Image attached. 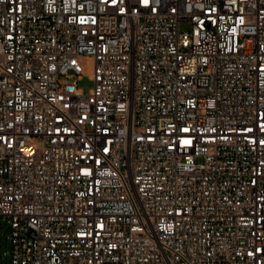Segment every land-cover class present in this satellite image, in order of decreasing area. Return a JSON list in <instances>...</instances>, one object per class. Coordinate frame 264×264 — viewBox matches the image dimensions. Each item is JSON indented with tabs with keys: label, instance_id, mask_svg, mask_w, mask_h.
<instances>
[{
	"label": "built area",
	"instance_id": "1",
	"mask_svg": "<svg viewBox=\"0 0 264 264\" xmlns=\"http://www.w3.org/2000/svg\"><path fill=\"white\" fill-rule=\"evenodd\" d=\"M0 218L10 264H264V0H0Z\"/></svg>",
	"mask_w": 264,
	"mask_h": 264
},
{
	"label": "rangeland",
	"instance_id": "2",
	"mask_svg": "<svg viewBox=\"0 0 264 264\" xmlns=\"http://www.w3.org/2000/svg\"><path fill=\"white\" fill-rule=\"evenodd\" d=\"M188 30L187 27L183 28ZM92 69V61L86 60L84 65V74L81 79L77 82V87L87 94L92 89V82L89 78V73ZM33 143L36 146H41L42 143L40 140H34ZM9 235V228L5 224V221L0 218V264H10L9 258L5 255L9 250V244L6 241V237Z\"/></svg>",
	"mask_w": 264,
	"mask_h": 264
}]
</instances>
